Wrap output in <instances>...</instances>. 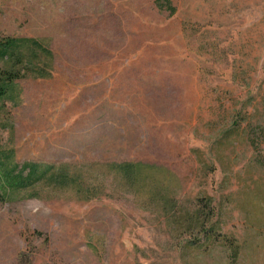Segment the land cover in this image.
<instances>
[{"label": "rangeland", "instance_id": "obj_1", "mask_svg": "<svg viewBox=\"0 0 264 264\" xmlns=\"http://www.w3.org/2000/svg\"><path fill=\"white\" fill-rule=\"evenodd\" d=\"M171 2L0 0V41L52 54L0 99V162L85 190L8 192L0 264H264V0Z\"/></svg>", "mask_w": 264, "mask_h": 264}, {"label": "trees", "instance_id": "obj_2", "mask_svg": "<svg viewBox=\"0 0 264 264\" xmlns=\"http://www.w3.org/2000/svg\"><path fill=\"white\" fill-rule=\"evenodd\" d=\"M172 0H155V5L162 8L165 5L168 10L174 12ZM35 58V60H34ZM52 60V54L41 44L33 40L26 39H5L0 41V99L4 100L11 94L14 82L27 77L46 78L47 74L42 69V64ZM0 162V200L8 192L25 191L36 184L46 182L53 187L54 191L72 190L76 195L84 194L83 182L80 178L74 179L70 176L67 168L56 167L39 168L37 164H27L19 170L8 168ZM145 165L141 163H112L109 170L116 179H122L123 184L133 186L142 176L141 170ZM42 185V183H41ZM87 192H93L88 188ZM205 206H208L206 204ZM230 250V260L236 262L238 257V247L235 243L227 244Z\"/></svg>", "mask_w": 264, "mask_h": 264}]
</instances>
